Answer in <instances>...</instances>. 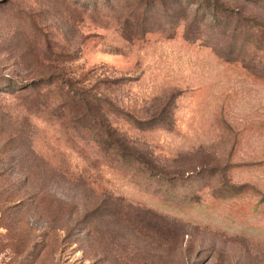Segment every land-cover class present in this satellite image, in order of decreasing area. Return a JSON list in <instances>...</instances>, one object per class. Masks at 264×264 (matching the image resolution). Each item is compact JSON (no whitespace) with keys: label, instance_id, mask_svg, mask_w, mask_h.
Segmentation results:
<instances>
[{"label":"rangeland","instance_id":"obj_1","mask_svg":"<svg viewBox=\"0 0 264 264\" xmlns=\"http://www.w3.org/2000/svg\"><path fill=\"white\" fill-rule=\"evenodd\" d=\"M0 264H264V0H0Z\"/></svg>","mask_w":264,"mask_h":264},{"label":"trees","instance_id":"obj_2","mask_svg":"<svg viewBox=\"0 0 264 264\" xmlns=\"http://www.w3.org/2000/svg\"><path fill=\"white\" fill-rule=\"evenodd\" d=\"M48 80H51V79L48 78ZM39 82H42V81L39 80V81L29 82V83H27L26 85L20 87V88H19V91H20V92H26V91H28V90H35V89H37V88L39 87V84H38ZM60 82L63 83V80L60 79ZM63 84H64V86H65V88H66V92H65V94H66V97H67L68 100H69V99H73V98H74L75 100H78V97L80 98V93L77 92V91H74L73 93H71V94H73V95L70 94V91L68 90L69 85H68L67 82H64ZM67 87H68V88H67ZM38 93H39V92H38ZM75 94H77L78 97H76ZM38 95H40V94H38ZM90 108H91V107L89 106V109H88V110H90ZM105 134H106V137H107L106 142H107L108 147L111 148V149H116V148H117V150H121V154H120V155H121L122 157H124V156H125L124 152H126V150H125V146H124V145H125L124 142H122V140H120L119 138H118V139H117V138H112L111 134H109V131H107V130H106ZM123 144H124V145H123ZM88 214H89V212H86V213L84 214V216H83V221H85V220L87 219V217L89 216Z\"/></svg>","mask_w":264,"mask_h":264}]
</instances>
